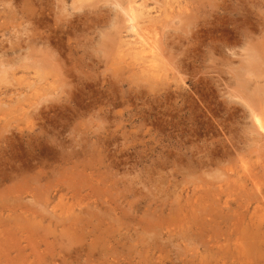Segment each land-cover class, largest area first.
Here are the masks:
<instances>
[{
    "label": "rangeland",
    "instance_id": "obj_1",
    "mask_svg": "<svg viewBox=\"0 0 264 264\" xmlns=\"http://www.w3.org/2000/svg\"><path fill=\"white\" fill-rule=\"evenodd\" d=\"M263 78L264 0H0V264H264Z\"/></svg>",
    "mask_w": 264,
    "mask_h": 264
},
{
    "label": "bare ground",
    "instance_id": "obj_2",
    "mask_svg": "<svg viewBox=\"0 0 264 264\" xmlns=\"http://www.w3.org/2000/svg\"><path fill=\"white\" fill-rule=\"evenodd\" d=\"M113 1V0H112ZM167 1V0H166ZM164 2V1H163ZM121 3V2H120ZM147 4V3H146ZM176 4V3H175ZM113 5V4H112ZM138 5V4H137ZM144 5H145V3H144ZM171 5V4H170ZM182 5V4H181ZM150 6V5H149ZM167 6V5H166ZM173 6H174V4H173ZM176 6V5H175ZM124 7V6H123ZM122 7V8H123ZM136 7V6H135ZM169 7V6H168ZM181 7V6H180ZM147 8H149V7H147ZM177 8V7H176ZM182 8V7H181ZM151 9H152V7H151ZM180 9V8H179ZM178 9V10H179ZM124 10V9H123ZM177 10V9H176ZM184 10V9H183ZM186 10V9H185ZM125 11V10H124ZM140 11V10H139ZM147 11V10H146ZM155 11V10H154ZM161 11H165V10H160V12ZM138 11H135L134 10V8L133 7H128V9H127V11H126V14L125 15H127V19L126 20H128L130 23L128 24V25H130L129 27L132 29V32H133V34H134V37H135V39H134V37H133V39H134V41H133V47H132V49H133V52L135 53V54H137V55H140L144 60H147V64H148V67L150 68V69H154V71H156V72H160V67H159V62H161V61H159L160 59L159 58H161V57H159L160 55L158 54V50H157V42H155L153 39H151V37H149V36H147L145 33H141L140 31H139V28H138V26H137V22H136V17H137V15H136V13H137ZM143 12V11H142ZM159 12V11H158ZM159 12V13H160ZM149 13V12H148ZM148 13H146V14H148ZM153 13H155V12H153ZM152 13V14H153ZM165 13V12H164ZM167 13V12H166ZM143 14V13H142ZM145 15V14H144ZM151 15V14H150ZM149 15V16H150ZM158 15V14H157ZM167 15H168V13H167ZM148 16V15H147ZM144 17H146V16H144ZM151 17V16H150ZM155 17V16H154ZM161 17H163V16H161ZM142 18V17H141ZM156 18V17H155ZM167 18H169L168 16H167ZM157 19V18H156ZM138 20V19H137ZM144 20V19H143ZM153 21H154V19H153ZM152 21V22H153ZM156 21V20H155ZM154 21V22H155ZM127 22V21H126ZM126 22H124V24L126 23ZM138 22H140V21H138ZM144 22H146V20H144ZM144 22H142L143 24H145ZM128 23V22H127ZM126 23V24H127ZM139 24V23H138ZM124 26V25H123ZM126 27V26H125ZM141 27H144V26H142L141 25ZM157 27V26H156ZM155 30V29H154ZM139 31V32H138ZM146 32V31H145ZM158 32V31H157ZM130 34H132V33H130ZM124 37V36H123ZM120 38V37H119ZM118 38V39H119ZM128 38V37H127ZM117 39V40H118ZM121 39V38H120ZM130 41H132V40H130ZM127 44V43H126ZM127 46V45H126ZM163 46V45H162ZM125 48V47H124ZM160 48V47H159ZM158 48V49H159ZM124 51V50H123ZM161 52H162V50H160ZM163 53V52H162ZM164 55V54H163ZM252 56V55H251ZM121 57V56H120ZM258 58V57H257ZM162 59V58H161ZM251 60H253L254 62H255V60H256V57H253L252 56V59ZM138 61V60H137ZM159 61V62H158ZM262 61V60H261ZM120 62V61H119ZM143 64V63H142ZM163 65V64H162ZM252 65H254V63L252 64ZM257 65V64H256ZM256 65H255V67H256ZM260 65V64H259ZM163 66H165V65H163ZM134 67V66H133ZM142 67V66H141ZM147 67V68H148ZM258 67H260V66H258ZM262 67V66H261ZM249 67H247V69H248ZM163 69H164V67H163ZM130 70H132V69H130ZM164 71H165V69H164ZM253 71V70H252ZM248 72V71H247ZM169 75V74H168ZM161 76V75H160ZM154 78V77H153ZM264 79V78H263ZM258 80H259V78H258ZM150 82V81H149ZM156 82V81H155ZM151 83V82H150ZM155 84V83H154ZM33 86V85H32ZM262 94V93H261ZM263 98V97H262ZM260 99V98H259ZM263 102V101H262ZM259 103H261L260 102V100H259ZM259 105V104H258ZM264 105L263 104H260L259 105V107L257 106V105H255V107H249V110H250V114L253 116V123H254V125H255V127H256V130L258 131V133L260 134V135H263L264 136ZM254 142H256V141H254ZM243 164V163H242ZM247 165V164H246ZM249 165V164H248ZM243 166V165H242ZM250 167V166H249ZM263 167H264V165H263ZM262 167V168H263ZM243 168V167H242ZM251 168V167H250ZM261 168V167H260ZM240 169H241V167H240ZM244 169V168H243ZM252 169V168H251ZM249 170V169H248ZM252 170H254V169H252ZM256 170V169H255ZM260 170V169H259ZM262 171V170H261ZM260 171V172H261ZM241 172V171H240ZM246 172V171H245ZM249 172V171H248ZM263 173V172H262ZM245 174V173H244ZM255 174V173H254ZM264 174V173H263ZM245 175H248V174H245ZM251 175V174H250ZM243 176V175H242ZM259 176V175H258ZM233 177V176H232ZM235 178V177H234ZM259 178V177H258ZM261 178V177H260ZM236 179H238V178H236ZM245 179V178H244ZM237 181V180H236ZM246 182V181H245ZM238 183V182H237ZM236 183V184H237ZM255 184H258L259 185V183H255ZM253 185V187L254 186H256V185ZM261 184V183H260ZM244 185H245V183H244ZM236 186V185H235ZM241 186V185H240ZM242 187V186H241ZM73 188V187H72ZM222 188V187H221ZM88 189V188H87ZM258 189V188H257ZM258 190H260V189H258ZM255 191H256V189H255ZM223 193V192H222ZM259 193V192H258ZM194 195V194H193ZM218 195H219V193H218ZM256 196V195H255ZM261 197V196H260ZM26 199V198H25ZM193 199H195V198H193ZM249 200V199H248ZM95 202V201H94ZM101 202V201H100ZM99 204V203H98ZM51 206V205H50ZM98 207V206H97ZM226 207V206H225ZM231 210V209H230ZM102 213V212H101ZM256 213V212H255ZM63 216V215H62ZM188 216V215H187ZM244 216H245V214H244ZM253 216V215H252ZM66 218V217H65ZM186 218V217H185ZM252 219V218H251ZM238 226V225H237ZM258 230V229H257ZM261 234H263V233H261ZM261 236V235H260ZM262 237H263V235H262ZM239 238V237H238ZM162 239V238H161ZM159 247H160V245H159ZM158 249V248H157ZM139 257V256H138ZM196 257V256H195Z\"/></svg>",
    "mask_w": 264,
    "mask_h": 264
}]
</instances>
